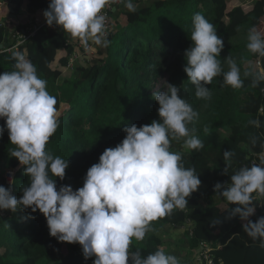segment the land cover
<instances>
[{
  "label": "trees",
  "instance_id": "trees-1",
  "mask_svg": "<svg viewBox=\"0 0 264 264\" xmlns=\"http://www.w3.org/2000/svg\"><path fill=\"white\" fill-rule=\"evenodd\" d=\"M49 2L9 0L1 7L0 45L7 36L9 6L15 16H20L42 13ZM196 13L216 27L217 35L224 41L218 59L225 71L227 65L223 60L228 55L236 60L244 87L233 89L224 84L223 76H218L207 85L210 99L195 96V86L183 71V53L191 45L192 18ZM263 22L264 0H156L136 13L125 8L112 14L107 36L110 43L107 47L93 44L95 52L87 65L85 62L71 70L67 68L75 46L67 43L72 41V35L62 29L54 32L41 27L17 47L36 65L38 75L47 80V90L56 97L61 112L59 127L46 145L54 156L69 161L64 180L56 179L57 187H82L87 170L98 162L103 151L123 140L125 126L139 127L159 119L152 93L164 90L162 81L179 87L180 95L199 113L188 127L196 130L194 134L204 147L188 149L184 138H180L171 139V145H180L171 150L181 154L186 168H195L203 188L187 198L184 209H174L172 214L152 221L143 240H132L129 252L140 251L146 256L163 248L159 233L167 226L186 224L189 219L193 226L185 238L192 249L198 248L196 254L202 251L199 243L205 242L210 246L213 264H264V247L260 242L243 232L238 217L226 219L228 208L235 205H228L213 191L216 183H229L230 175L240 167L264 166V127L256 129L248 124L257 118L264 122L260 112L264 108V82L253 87L252 76H243L246 71L255 74L264 69V57L246 48L249 29H259ZM20 28L29 34L25 26ZM7 43L8 48L0 50V73L13 70L12 56L16 51L11 50L14 43L9 37ZM67 72L69 76L64 78ZM3 126L4 120L0 119V127ZM250 135L259 137L256 145L250 143ZM14 147L5 131L0 136V185L9 187L8 174L15 171L13 194L19 199L30 178L11 158ZM229 150L236 154L230 166L223 158V152ZM225 166L228 175L222 174ZM215 199L218 202L210 205L204 202ZM254 204L256 212L249 218L253 222L264 216V197L261 201L256 198ZM214 218H220L221 223L211 227ZM94 259L85 260L78 244L61 243L50 237L39 211H0V264H93Z\"/></svg>",
  "mask_w": 264,
  "mask_h": 264
},
{
  "label": "clouds",
  "instance_id": "clouds-1",
  "mask_svg": "<svg viewBox=\"0 0 264 264\" xmlns=\"http://www.w3.org/2000/svg\"><path fill=\"white\" fill-rule=\"evenodd\" d=\"M111 2L114 0H50L42 15L48 27L56 26L81 38L86 46L91 37L94 45L107 47L110 41L104 9ZM118 2L130 13L149 4V0ZM190 41L183 53V71L195 86L197 98H211L207 85L218 76H223L224 84L233 89L244 87L241 69L229 55L223 60L225 71L218 59L224 41L214 24L200 13L192 18ZM246 48L264 57V33L250 28ZM12 59L13 70L0 73V119L4 120L0 136L7 131L9 144L15 146L11 158L23 167L30 183L22 189L19 199L13 194L14 180L9 181L7 188L0 185V211H39L50 237L61 243L78 244L85 260L95 257L93 264H180L178 257L163 248L146 256L140 251L129 252L132 240H143L152 221L172 214L174 209H184L187 198L201 184L195 168H186L181 154L171 150V139L180 138H184L188 149L204 147L194 134L196 130L188 127L199 113L180 95V88L162 81L164 90L152 93L159 119L139 127L125 126L123 140L103 151L98 162L87 170L83 186L74 190L71 185L57 187L56 183L57 178L64 180L68 159L46 150L59 127L57 99L48 92L47 80L38 75L30 59L19 51L13 53ZM243 76H252L251 86L256 87L264 82V69L255 74L246 71ZM260 112L264 114V108ZM248 124L256 129L264 127L259 118ZM204 130L207 132V127ZM258 139L250 135L252 145ZM235 155L232 150L223 152L228 166ZM228 166L222 174L228 175ZM213 191L228 205H235L228 208L226 219L238 217L243 232L264 247V216L255 222L249 219L256 212L254 200L264 197V166L240 167L230 175L229 183L218 182ZM220 223V218H214L210 226Z\"/></svg>",
  "mask_w": 264,
  "mask_h": 264
},
{
  "label": "rangeland",
  "instance_id": "rangeland-1",
  "mask_svg": "<svg viewBox=\"0 0 264 264\" xmlns=\"http://www.w3.org/2000/svg\"><path fill=\"white\" fill-rule=\"evenodd\" d=\"M234 5H237V4L234 3ZM257 30L260 31L261 33H264V22L262 26H260V28ZM72 42L79 43L78 41L73 40V39H72ZM75 45L77 46V44ZM75 50H76L75 55H74L75 58L73 59V61L75 62L73 63V67H75V65L77 64H85V62H86V65L89 64L92 60L91 57L93 58L92 55L95 52V50L90 51L88 53V56H85L79 53V50L77 49V47L74 49V51ZM69 73L70 72L65 73L64 78H67L69 76ZM179 147L180 145L178 144L171 145V149L173 148L176 149ZM14 172L15 171H12L10 173L9 178H8V183L10 180L13 179ZM202 188H203V185H200L197 191H199ZM204 202L205 204L210 205L213 203H217L218 200L217 199L213 201L205 200ZM189 230H190V227L187 226V223L185 224V222H183L182 225L167 226L159 233V237L161 238L162 245H163L165 252L178 257L180 264H193V261L196 257V252L198 248L192 249L190 247L188 240L185 238L187 236L186 232L189 233Z\"/></svg>",
  "mask_w": 264,
  "mask_h": 264
},
{
  "label": "built area",
  "instance_id": "built-area-1",
  "mask_svg": "<svg viewBox=\"0 0 264 264\" xmlns=\"http://www.w3.org/2000/svg\"><path fill=\"white\" fill-rule=\"evenodd\" d=\"M124 5L123 3H119L118 0H114V2H111L109 5L106 6V8L104 9L106 15H107V31H108V34L111 30V25L109 23V20H110V17L112 16V14H115L117 12L118 9L122 8ZM43 13V12H42ZM42 27H48L46 25V22L42 25ZM49 30L51 31H54V32H58V30H61L60 28L56 27V26H53V27H48ZM38 29H35L33 31H30L29 30V34L26 35L23 33V30H20V31H13L12 35L11 36H7V42H8V37H9V41L11 43H14L13 47L11 50L13 51H17V47H19L23 42H25L31 35L33 32L37 31ZM9 34V32H8ZM70 41L67 42L68 44L72 43L73 46H75V48L77 47V49L79 50V53H81V55H85V56H88V53L90 51H93L95 50L93 45L92 44H88L87 46L85 45V43H74L71 41V39H69ZM77 44V46L75 45ZM7 45L9 46V44L7 43ZM5 47L4 49H7L8 48ZM8 51V50H7ZM75 51H73L69 61H68V64H67V68L68 69H72L73 68V63L75 61H73V59L75 58ZM11 173V172H10ZM10 173L8 174V178H9V175ZM7 183H8V179H7ZM9 185V183H8ZM257 196V194L255 193V197ZM262 197H259L257 198L258 201H261ZM261 206V205H260ZM187 223V226L190 227V229H192L191 227L193 226V223L188 219L186 221ZM200 244V247L202 248V251L200 253H197L196 255H198L196 257V264H213V258L210 254V246L205 243V242H202V243H199Z\"/></svg>",
  "mask_w": 264,
  "mask_h": 264
},
{
  "label": "crops",
  "instance_id": "crops-1",
  "mask_svg": "<svg viewBox=\"0 0 264 264\" xmlns=\"http://www.w3.org/2000/svg\"><path fill=\"white\" fill-rule=\"evenodd\" d=\"M8 1L9 0H0V8L3 7L4 5H7ZM154 1H156V0H149V4L147 6L151 5ZM138 2H141V0H138ZM142 7H146V6H142ZM124 9H125V7L123 6L122 8L118 9L117 12L120 11V10H124ZM44 23H45V20L43 18L42 13H40V12L36 13V14L23 13L20 16H16V19H12L11 18L8 21H6L5 30L9 32L8 36H11L14 30L15 31L22 30L20 28L21 26H25L30 31H33L35 29L41 28ZM72 39L76 40V41H78L80 43H84L81 38L72 36ZM4 44H5V42L3 40L2 45H4ZM88 44H92L93 45L91 37H89V39H88ZM79 59H81V58H79Z\"/></svg>",
  "mask_w": 264,
  "mask_h": 264
},
{
  "label": "water",
  "instance_id": "water-1",
  "mask_svg": "<svg viewBox=\"0 0 264 264\" xmlns=\"http://www.w3.org/2000/svg\"><path fill=\"white\" fill-rule=\"evenodd\" d=\"M8 10L10 12V15H9V18L11 19H16V16L13 15V10L11 8V6L8 7ZM6 35L8 36V31H6ZM7 36L4 38V42L5 44L4 45H0V50L4 49L5 47H7ZM263 118H264V114H263ZM263 134H264V129H263Z\"/></svg>",
  "mask_w": 264,
  "mask_h": 264
}]
</instances>
